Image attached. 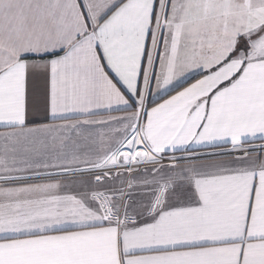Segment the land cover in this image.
I'll return each instance as SVG.
<instances>
[{
  "label": "snow or ice",
  "instance_id": "snow-or-ice-1",
  "mask_svg": "<svg viewBox=\"0 0 264 264\" xmlns=\"http://www.w3.org/2000/svg\"><path fill=\"white\" fill-rule=\"evenodd\" d=\"M0 264H264V0H0Z\"/></svg>",
  "mask_w": 264,
  "mask_h": 264
}]
</instances>
